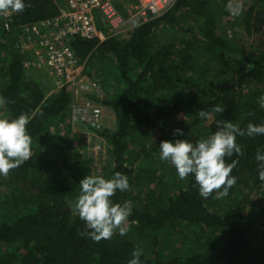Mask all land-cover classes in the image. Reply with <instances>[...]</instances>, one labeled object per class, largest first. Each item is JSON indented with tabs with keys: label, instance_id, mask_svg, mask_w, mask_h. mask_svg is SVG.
<instances>
[{
	"label": "trees",
	"instance_id": "obj_1",
	"mask_svg": "<svg viewBox=\"0 0 264 264\" xmlns=\"http://www.w3.org/2000/svg\"><path fill=\"white\" fill-rule=\"evenodd\" d=\"M63 1L25 0V12L0 17V96L9 101L0 118L35 113L27 125L31 159L0 176V264H128L137 248L141 264H264V207L254 227L252 201L262 183L255 154L264 152V135L237 137L244 156L226 158L238 161L231 173L237 183L223 198L201 197L193 176L182 181L159 159L162 141L195 143L215 133L217 119L241 128L264 123V0H250L235 17L229 0H177L125 34L69 39L85 75L102 89L101 99L88 98L113 113L112 128L98 133L107 145L100 174L58 135L70 114L68 87L48 93L14 44L20 26L56 16ZM217 105L222 115H197ZM116 172L131 188L112 198L133 202L129 231L95 243L78 234L84 225L69 202L87 175Z\"/></svg>",
	"mask_w": 264,
	"mask_h": 264
},
{
	"label": "clouds",
	"instance_id": "obj_2",
	"mask_svg": "<svg viewBox=\"0 0 264 264\" xmlns=\"http://www.w3.org/2000/svg\"><path fill=\"white\" fill-rule=\"evenodd\" d=\"M25 0H0V17L12 14H22L27 8ZM226 10L232 16H239L242 6L236 0H229ZM8 27V25H5ZM9 101L0 96V106ZM260 107L264 108V96L260 97ZM225 108L217 105L210 111L199 110L197 115L202 120L213 119L214 114H223ZM35 113H22L17 118H0V176L7 178L10 172L19 168L32 157V138L27 125ZM217 130L214 134L195 143L187 139L162 141L159 145V159L175 168L180 180L194 177L199 195L205 199L215 193L216 198L229 195V191L236 185V177L231 175L238 161L226 163L234 155L244 156L242 147L237 143V137L254 138L264 135V123L259 125L248 123L246 128L227 121L216 120ZM173 135L183 136L181 129H175ZM258 178L264 182V152L255 154ZM79 194L69 202L73 214L83 222V230L78 234L95 243L111 240L117 233L127 235L129 217L132 214L133 202L126 200L123 204L114 203L113 197L117 192L131 190L128 177L116 172L111 178L101 175H87L79 182ZM143 249L137 248L132 252V259L128 264H141Z\"/></svg>",
	"mask_w": 264,
	"mask_h": 264
},
{
	"label": "built area",
	"instance_id": "obj_3",
	"mask_svg": "<svg viewBox=\"0 0 264 264\" xmlns=\"http://www.w3.org/2000/svg\"><path fill=\"white\" fill-rule=\"evenodd\" d=\"M176 1L64 0L56 16L19 27L17 35L29 57L25 66L45 65L55 79L54 90L64 85L68 87L72 99L68 122L86 129L83 138L88 146V154L91 152L93 167H96L94 161L101 163L107 159V145L100 140L98 133L104 130L103 121L113 113L88 98L93 96L99 100L101 89L81 77L80 63L70 48L69 39L103 41L109 36L125 34L158 18ZM5 25L4 28L9 31ZM74 97L82 99L75 101ZM102 166L98 168L100 173ZM98 172L95 174H100ZM259 188L264 191V182L259 184Z\"/></svg>",
	"mask_w": 264,
	"mask_h": 264
},
{
	"label": "rangeland",
	"instance_id": "obj_4",
	"mask_svg": "<svg viewBox=\"0 0 264 264\" xmlns=\"http://www.w3.org/2000/svg\"><path fill=\"white\" fill-rule=\"evenodd\" d=\"M250 0H236V2H239L242 6V11H245L247 6H248V3H249ZM244 37L243 35H241V40H244ZM244 42L246 43V40H244ZM15 45H19L18 48L19 50L23 53H25L26 48H25V45H22L20 40H19V37H16V42L14 43ZM29 52V51H28ZM97 64H93V67L90 68V71L94 72V69L97 68ZM31 70L28 71L29 75L32 77V78H35L36 80L40 81V83L47 88L48 90V93H50L51 91L54 90V86L55 85V79H53V77L50 75V71L49 69L45 66V65H32L31 67ZM85 62L81 63L80 64V75L81 77H83L85 80H88L89 81V78L85 75ZM94 68V69H93ZM91 83L93 84H96L100 87L101 89V86L99 85L98 82L96 81H93L92 79H90ZM93 81V82H92ZM102 89H101V93L99 94V99L102 98ZM82 98L79 97V99H76L74 97V100L75 101H80ZM112 113V111H110ZM70 115V114H69ZM112 117V115H109L104 121H103V126H104V129H111L112 128V122H111V119L110 118ZM66 124H68L70 126V128L68 127V129L64 126H67ZM64 126H62V129L59 131L58 135L60 137V139L63 141V143L65 145H69L71 146V149L72 150H76L78 151L81 156L83 157V160H84V164L83 166L85 167V162L87 163V167L90 169V172H92L93 170V173H97L99 171V167L102 166V163L103 165L106 164V159H104L101 163L97 162V161H94L93 164L96 166V167H93L92 166V162H91V159H92V156L90 155L91 152L88 154V146L85 142V139L83 138L84 137V133L86 132V129L84 127H80V126H74L72 124H69L68 122V119L66 120V123L64 124ZM193 127V126H192ZM188 128H191V125H188ZM70 129V130H69ZM101 141H103L105 143V141L99 137ZM85 157H86V161H85ZM103 167V166H102ZM101 171V169H100ZM100 173V172H98ZM258 191H256L254 193V195L252 196V201L254 203L253 205V208H256V212L257 214L254 215V227H258L260 225V221H261V218L259 216V212L261 210L262 207H264V194L263 192L259 191V189H257Z\"/></svg>",
	"mask_w": 264,
	"mask_h": 264
}]
</instances>
